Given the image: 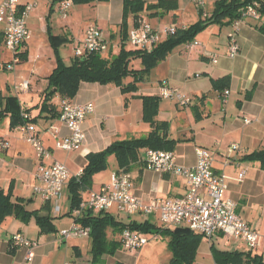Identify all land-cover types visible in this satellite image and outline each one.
Returning a JSON list of instances; mask_svg holds the SVG:
<instances>
[{"label": "crops", "instance_id": "obj_1", "mask_svg": "<svg viewBox=\"0 0 264 264\" xmlns=\"http://www.w3.org/2000/svg\"><path fill=\"white\" fill-rule=\"evenodd\" d=\"M63 1L65 0H18L19 6L32 3L34 7L25 18L29 34L17 48V54H23L24 57L13 63L12 69H7L6 65L12 63L14 54L4 46L5 24L0 22L2 38L0 92L4 97L12 96L17 99L23 109L22 117L27 120L26 123L35 126L38 136L51 152V157L47 161L62 162L71 170V175L63 187L60 212L54 213L52 201H48L49 214L56 231L42 234L39 233L34 219L22 221L13 215L7 216L0 224V264H62L63 262L92 264L90 234L68 238H63L60 234L61 230L69 229L73 224L85 227L79 222L83 214L75 216L73 209L70 208L68 183L72 177H77L79 170H82L88 153L102 151L116 140L143 137L151 130L150 124L142 120V102L137 97L141 95L160 96L161 101L155 119L158 122L165 121L167 137L177 140L173 153L178 165L193 167L196 163V148L199 146L212 151L213 171L224 177L223 196L235 201L241 219L262 234L261 247L251 252L259 255L264 264V170L260 168L259 162L242 159L244 154L264 147V30L259 29V26H264V17H260L257 21L247 18L238 23L236 40L239 51L234 57L229 56L227 38L232 26L214 23L207 25L193 40L173 48L166 58L153 68L159 70L155 80L142 82L143 76L150 74L151 70L141 74L139 76L141 79L136 83L138 88L136 92L122 94L120 88L112 83L81 82L75 97L70 100L79 104L90 102L94 110L83 121L82 129L85 137L81 147L75 151H67L65 158H59L56 155L57 148L53 136L55 134L64 137L68 130L59 119L60 116L52 118L46 116L47 112L41 111L44 90L48 85L47 76L57 63L49 37L50 35L63 37L62 40L55 41V46L62 61L70 64L74 50L81 43L87 26L90 23L96 24L108 44L107 50L99 54L111 59L117 55L121 47L119 26L122 22V0L80 5L71 3L74 8L68 9L66 14H62L59 9ZM144 1L157 2V0ZM175 1L177 9L174 11L155 17H149L147 11H143L140 15L155 28H161L162 24L186 28L208 16L216 0H202L201 7L197 6L195 0ZM200 10H203V15H200ZM134 23L135 20L129 17L128 32ZM194 41H198L199 44L194 45ZM126 43H129L128 40ZM66 45L73 46V54L68 63L60 53L61 47ZM134 61L141 67L137 68L138 65L132 64V60L131 68L135 70L143 68L140 59ZM224 75L230 77L228 89H225L228 91L226 94L223 93L225 90L222 93L214 90L211 82L212 79ZM24 80L28 81L27 88L20 86ZM131 80V77H127L123 81L128 83ZM162 81L186 94L190 98L189 104L180 106L173 100H167L168 102L162 104V100L165 99L160 95ZM141 83L145 85L144 88L140 87ZM247 95L250 97L247 98ZM61 99L59 96H54L52 99L59 113ZM24 113L28 115L26 118L23 116ZM31 118H36L35 122L29 121ZM184 119L186 123H183ZM233 143L238 145V149L229 152L228 148ZM224 147L227 149L225 150ZM111 158L115 160L113 155L108 156V166L105 170L93 175L92 186L82 192L83 198L90 190L98 189L108 183L113 172L121 170L116 160L114 165L109 167ZM143 162L137 160L126 170L131 173L132 191L137 198L147 203L152 199L178 197L186 193L187 185L183 177L149 170L144 167ZM36 166L37 158L34 150L16 127L11 126L10 115L0 118V187L6 191L11 185L13 198H23L24 206L29 211L38 210L43 203H46L36 190L40 185L36 178ZM242 171L244 174L239 176ZM2 181H4L3 185ZM65 191L67 195L64 198ZM37 200L38 204H36ZM65 204L68 205L64 209ZM90 212L91 215L100 214V211ZM102 214L122 224L148 222L161 228L190 229L185 225L164 226L157 214L148 216L137 213L122 214L115 206ZM55 219L66 222L57 225ZM136 230L146 236L152 234ZM16 233H21L36 242L31 261L26 260V247L10 245L11 237ZM120 234L121 232L113 227L106 229L108 241L118 242L119 245L113 254L103 253L99 259L100 264H131L127 261L130 260L131 255L121 246ZM160 236L163 237L161 234ZM203 238L207 241L212 239L223 241L220 248L213 240L210 241V252L211 246L228 251L249 250L243 241L227 238L221 233L209 239L202 236ZM231 242L235 243L234 246L228 247ZM199 246L193 264H209L204 260L205 255H200ZM167 248L169 249L168 244ZM109 259L111 262L107 263ZM212 260L215 264L213 257ZM132 263L134 264V261Z\"/></svg>", "mask_w": 264, "mask_h": 264}, {"label": "built area", "instance_id": "obj_2", "mask_svg": "<svg viewBox=\"0 0 264 264\" xmlns=\"http://www.w3.org/2000/svg\"><path fill=\"white\" fill-rule=\"evenodd\" d=\"M198 7L203 4L202 0H195ZM71 5L70 0H65L60 5V12L66 14ZM257 2L246 5L239 19L235 20L228 33V53L234 57L239 51L236 40L238 23L251 18L255 21L260 19V13L256 10ZM32 3L19 6L18 0L0 1V22H4V46L12 52V63L6 65L7 69L13 68V63L20 59L17 56L18 46L28 36L29 31L25 23L26 16L33 10ZM205 15V14H204ZM177 27L165 26L155 28L147 20L140 17L135 21L128 32L129 44L139 50H151L176 32ZM199 44L198 41L193 42ZM108 48L107 42L102 37L101 29L96 24H89L85 30L81 43L75 48L76 56H84L90 53H102ZM216 62L215 59H212ZM20 86L27 88L28 81L24 80ZM160 95L162 98L173 100L180 106L189 104L190 98L177 87L170 86L166 81L160 83ZM225 90L223 93L226 94ZM61 122L66 126L68 133L64 137L54 134V145L64 151L78 150L84 142L82 124L87 115L93 112L92 103H74L70 99H61L59 103ZM26 118L28 115L23 114ZM16 129L24 140L32 147L37 158L36 178L39 186L36 190L44 201H52L55 213L61 210L60 199L63 187L68 181L71 171L68 166L59 161H47L51 152L38 136L36 128L31 123L19 124ZM238 149L237 144H231L229 152ZM214 155L206 147L196 148V163L193 167H182L177 164L173 151L146 149L144 152V167L166 175H179L185 179L187 191L178 197L165 199H152L145 203L135 196L132 191V176L128 171L120 170L111 174L108 183L95 190H90L85 198H82L78 207L73 209V215H81L88 211H108L113 206L122 214H141L148 216L157 214L164 226L185 225L191 230L211 238L217 233L232 239L243 241L250 250H257L262 245L261 232L244 222L237 213V204L230 198L223 196L225 182L223 175L213 171ZM77 172L76 176L81 174ZM244 172H240L242 176ZM90 227H81L73 224L69 229H63L60 234L63 238L70 236L89 235ZM157 233L149 236L143 235L136 229L126 227L120 234V243L126 251H136L148 243L149 239H158ZM12 247H26V260L31 261L34 254L33 248L36 242L16 233L11 237ZM62 264H70L63 262Z\"/></svg>", "mask_w": 264, "mask_h": 264}, {"label": "trees", "instance_id": "obj_3", "mask_svg": "<svg viewBox=\"0 0 264 264\" xmlns=\"http://www.w3.org/2000/svg\"><path fill=\"white\" fill-rule=\"evenodd\" d=\"M107 1L70 0L73 5ZM253 2H257L256 10L260 13V17H264V0H216L208 16L201 18L186 28H177L173 35L168 36L155 45L151 51H144L125 48L128 37V18L131 17L133 21L137 22L143 11L149 12V17L163 15L177 9V2L175 0H157L155 3H146L144 0H122V22L119 26L121 47L117 55L111 59H106L99 53H90L84 56H76L74 54L70 64H65L59 57L55 46V41L62 40L63 37L50 35L49 39L54 47L57 63L47 76L48 85L44 90L41 111L47 112L46 116L59 117L60 113L57 111L56 105L52 103L53 97L59 96L62 99L74 98L81 82L112 83L120 88L122 94L136 92L138 90L136 83L141 79L139 76L152 70L160 61L166 58L173 48L190 42L198 32L209 24L231 25L240 18L242 9ZM203 13V10H200V15H203ZM259 29L264 30V26H259ZM1 39L0 36V41ZM17 56L19 59L24 57L23 54H17ZM135 59H140L142 69L135 70L130 67V62ZM127 77H131L132 80L124 83L123 80ZM211 82L212 88L222 93L225 89H228L230 77L224 75L217 79H212ZM137 97L142 102V120L150 124L151 130L143 137L116 140L102 151L88 153L86 155V164L83 166L81 174L77 177H72L68 183L71 209L79 206L83 198L82 192L92 186L93 175L107 168L108 156L113 155L118 168L126 171L137 160L141 163L143 162L144 152L148 148L173 151L176 147L177 140L167 137L166 122H158L155 119L161 101L160 96L141 95ZM249 97L250 95H247V98ZM3 100L5 101L2 102ZM22 110L15 97H4L0 92V118L10 115L11 126L16 127L27 122L21 115ZM35 120L36 118H31L29 121L35 122ZM242 159L257 161L260 164V168L264 170V147L244 154ZM49 211L48 201L43 203L38 210L29 211L24 206L23 198H13L11 185L6 191L0 187V224L7 216L13 215L22 221L34 219L39 233H52L56 231V228ZM102 213L91 215L90 211L84 212L83 217L79 219L82 225L90 227L92 264H100V256L105 252L113 254L119 245L118 242L108 241L106 235L108 227H113L118 232H122L124 228L129 227L143 232L161 234L168 238L167 244L171 252V258L167 264L194 263L202 234L182 227L161 228L148 222L122 224ZM210 250L215 264H263L260 256L252 254L250 249L248 251H228L211 246Z\"/></svg>", "mask_w": 264, "mask_h": 264}, {"label": "rangeland", "instance_id": "obj_4", "mask_svg": "<svg viewBox=\"0 0 264 264\" xmlns=\"http://www.w3.org/2000/svg\"><path fill=\"white\" fill-rule=\"evenodd\" d=\"M73 8L74 7L72 5H70L69 10L73 9ZM90 24H92V23H90ZM160 27L165 28L164 24L160 25ZM72 49H73L72 45L62 46L60 49V53L64 57V59L67 63L70 60L71 54H73ZM126 49H133V48L129 43H126ZM134 63H135V65H138L133 60L132 64H134ZM140 67L141 66L138 65L137 68H140ZM158 72H159V70H157V69L151 70L150 74L143 76L142 82H146L148 80H155L156 79L155 75ZM140 85H141L140 86L141 88H144V86H145L142 83ZM167 100H169V99L162 100V104H164ZM169 101H172V100H169ZM183 123H186L185 119L183 120ZM172 124H173V122H172ZM176 131H178V130H176ZM224 149L226 150L227 148L224 147ZM67 154H68L67 151H64L61 149H56V155L59 158H65ZM229 154H231V153H229ZM114 163H115L114 158H111V160L109 161V167L111 168L112 165H114ZM1 183L3 185L4 181H2ZM66 195H67V191L64 192V198L66 197ZM38 203H39V201L37 200L36 204H38ZM52 205H53V202H52ZM67 205L68 204H65L64 209L66 208ZM54 221L56 222L57 225H59L60 223L66 222V221L61 222L59 219L58 220L55 219ZM212 240L214 241L215 245L219 248L221 247L220 244H223V241H221V240H216V239H212ZM212 240L207 241V239L203 238L201 243H200V246H199L200 255H205L204 260H205V262H207L209 264H210V262L213 264L211 252L209 251V243ZM167 241H168V238H166L164 236L163 237L160 236L156 241L149 239L148 243L146 245H144V247H142L140 250L138 249L136 251H128L129 254L131 255V258L129 257L130 260H127V261H129V263H131V264H133L132 261H134V264H166V262L168 261V259L171 256V254H170L171 252H169V249L167 248ZM234 244L235 243L231 242V245H229L228 247L234 246ZM241 246H243V245H241ZM243 247H245V245ZM108 262H111V259H109L107 261V263Z\"/></svg>", "mask_w": 264, "mask_h": 264}]
</instances>
